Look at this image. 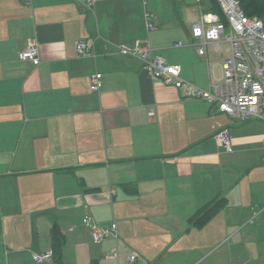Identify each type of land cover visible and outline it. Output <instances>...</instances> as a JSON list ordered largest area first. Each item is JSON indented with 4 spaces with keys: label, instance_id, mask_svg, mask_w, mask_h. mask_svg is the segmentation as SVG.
Listing matches in <instances>:
<instances>
[{
    "label": "crops",
    "instance_id": "crops-1",
    "mask_svg": "<svg viewBox=\"0 0 264 264\" xmlns=\"http://www.w3.org/2000/svg\"><path fill=\"white\" fill-rule=\"evenodd\" d=\"M85 1L0 0V264H53L32 260L53 251V230L62 264H264V123L218 113L120 52L146 43L209 90L228 45L198 55L192 25L221 21L212 0ZM29 43L38 64L18 59ZM85 218L111 234L94 241Z\"/></svg>",
    "mask_w": 264,
    "mask_h": 264
},
{
    "label": "built area",
    "instance_id": "built-area-1",
    "mask_svg": "<svg viewBox=\"0 0 264 264\" xmlns=\"http://www.w3.org/2000/svg\"><path fill=\"white\" fill-rule=\"evenodd\" d=\"M99 0H86L83 4L92 11ZM226 23L211 20L209 16H202L192 25V36L199 40L198 55H205V44L213 42L219 45L222 39L228 44L229 57L221 65V79L210 83L209 90L204 91L180 79V67L168 63L162 56L153 54L146 43H136L132 48H121L120 52L139 60L146 74L152 80L173 84L185 95L207 101L215 107V111L225 114L239 122L257 120L264 123V25L256 17H248L241 10L236 0H216ZM207 25V27H206ZM147 30L153 25L147 23ZM91 40H81L76 43V50L80 54L88 53L92 49ZM175 47H180L176 43ZM21 61L39 63V51L36 43L29 45L18 53ZM93 91L101 87V75L94 74L90 78ZM149 118L154 117L153 109L148 112ZM218 141L226 151L230 152V133L227 128L217 134ZM264 144V143H263ZM84 224L88 228L94 241L105 239L110 233L106 228L97 227L90 219L85 218ZM53 251L34 254L35 263L51 262ZM136 257L131 255L122 264H134Z\"/></svg>",
    "mask_w": 264,
    "mask_h": 264
},
{
    "label": "trees",
    "instance_id": "trees-1",
    "mask_svg": "<svg viewBox=\"0 0 264 264\" xmlns=\"http://www.w3.org/2000/svg\"><path fill=\"white\" fill-rule=\"evenodd\" d=\"M236 1H238L241 10L244 12L246 16L258 18L262 21L264 25V0H236ZM212 2L214 3L215 12L220 16L221 21L223 23H226V20L223 17L221 9L219 8L216 0H212ZM218 205L219 202H217L216 200L208 204L201 212L202 213L201 218L206 219L211 214H213ZM52 241H53L52 262L53 264H62L60 258V251H61V246L63 244V238L56 230L52 231Z\"/></svg>",
    "mask_w": 264,
    "mask_h": 264
},
{
    "label": "rangeland",
    "instance_id": "rangeland-1",
    "mask_svg": "<svg viewBox=\"0 0 264 264\" xmlns=\"http://www.w3.org/2000/svg\"><path fill=\"white\" fill-rule=\"evenodd\" d=\"M226 44H227V43H223V44L221 45V47H222V48H225V46L227 47L228 44H227V45H226Z\"/></svg>",
    "mask_w": 264,
    "mask_h": 264
}]
</instances>
